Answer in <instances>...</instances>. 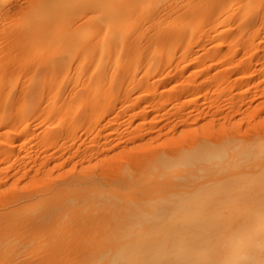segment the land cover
<instances>
[{"label":"rangeland","instance_id":"rangeland-1","mask_svg":"<svg viewBox=\"0 0 264 264\" xmlns=\"http://www.w3.org/2000/svg\"><path fill=\"white\" fill-rule=\"evenodd\" d=\"M29 1L12 0L9 1L10 4L4 2L0 6V80L3 81H0V236H12L17 238L18 240H15L19 243L35 239L38 240V246L52 245L54 240L51 238H54V235L34 229L31 222L36 217L41 219L40 221L49 220L62 230L66 223L59 218L60 212H49V209L35 213L17 212L27 205L26 203L41 201L45 204L42 203L43 206L49 207V202L54 203L57 199L55 202L62 205L60 201L64 200V191L67 189V193L71 192L66 193V197L79 195L77 206L67 212L72 215V223L77 224L80 222L78 216L85 217L88 212L94 210L92 201L96 202V199L86 196L89 192L97 194L99 190L123 197L129 195L131 190L140 192L152 186L159 188L162 186V180H156L155 185L151 181L153 175L161 174L163 168L160 169V165L157 172L149 169V165L161 162L153 160L156 156L166 154L173 157L178 152H183L184 148L190 151L198 148L194 151L197 155L202 154L200 151L209 155L211 149L210 152L204 151L205 143L210 145L215 142L216 145L223 146V150L218 149L219 153L223 154H217L219 163L224 162L229 155H234L231 163L235 166L234 173L238 178L242 172L240 169L248 166L249 182L254 183L255 178L257 182H261L260 177L264 176L260 170L264 164V18H258L261 15V12L258 14L259 10L252 11L251 17L241 20L234 14L240 9L242 11V8L230 12L231 14L222 13L220 18V15L217 19L214 17L216 21L214 18H207L205 14L202 15L197 33L191 23L189 40L185 43L186 46L182 44L181 51H185L183 56L179 51L180 43L174 44L173 49L167 52L169 56L163 52L153 53L152 57H143V53V56L134 61L135 70L128 72L133 73L130 74V79L122 75V71L114 62L112 70L105 67L103 71L106 78L109 77L107 80L105 78V83L110 80V85L100 83L101 88L99 86L98 90L104 91H98L99 96L87 97L88 92H85V89L91 77L94 80L98 75H102L93 74L91 71L86 73L89 71L86 66H90V62H77L78 56L71 55V49H53L46 51V54L43 51L44 53L36 52V55H33L34 45H28L21 40V28L24 25L20 21L22 14H26L30 8L29 3H26ZM168 1L164 0L161 6L159 4L156 7V11L168 9L167 14L164 11L161 13H165L167 17L169 14L168 18L165 17L167 20L161 17L163 22L167 23L173 18L171 11L180 2L170 0L169 4ZM260 11L263 12V9ZM228 14L237 16L240 23L232 16L231 20L226 19ZM147 15L145 21L142 20L146 24L152 16ZM83 16H77L72 26L74 23L75 27L83 25ZM142 21L139 24H142ZM16 23L22 26L18 27ZM141 24L140 27L144 23ZM146 24L144 27H147ZM12 27L14 30L10 29ZM134 27H125L129 31L128 35ZM144 27L142 26V29ZM148 28L150 31L149 26ZM142 29V35L137 41L143 36L148 37V34L145 35L148 32ZM167 30L172 34L177 28ZM132 32L134 33V30ZM28 51L29 54L34 52L33 56L29 55ZM147 59L151 61H146ZM145 64L148 66L146 69L142 68ZM115 71L116 73H113ZM86 74L88 79H85ZM59 105L61 111L58 110ZM94 111L97 116L93 122H89V116ZM20 124H26L24 132L18 130ZM222 139L231 143L223 141L222 144ZM192 156L191 160L193 157L198 158L196 155ZM260 157L261 159H258ZM255 164H258L256 169ZM178 169L172 168L169 172H176ZM259 171L263 176H260V173L259 177L257 176ZM255 174L258 179L253 176ZM255 184H251L250 191L258 190L257 192L264 193V183ZM260 189H263L262 192ZM83 199H86L85 202ZM98 201L100 204L103 199ZM41 238L49 244H42ZM5 249L3 251L0 247V264H5V257L11 255V248L7 246Z\"/></svg>","mask_w":264,"mask_h":264},{"label":"bare ground","instance_id":"bare-ground-1","mask_svg":"<svg viewBox=\"0 0 264 264\" xmlns=\"http://www.w3.org/2000/svg\"><path fill=\"white\" fill-rule=\"evenodd\" d=\"M9 1L12 0H0V6L4 2ZM163 1L164 0H31L26 2L27 4L29 3L30 8L27 13H23L21 17L20 22H22L24 26L21 28L22 35L20 37L22 38L21 40L27 42L28 45H34V49L32 50L35 54H33V52L30 53L31 55H36V52H45L46 54V51L50 52L53 49L59 51L71 49V55L78 56L77 62L79 61L80 64H83L84 61L90 62V66H86L89 70H87L88 72L85 71L86 73H90L91 71L93 74L97 75L101 73L103 75L105 67L106 69L109 68L112 70L114 66L113 63L116 62L119 69L122 71V75L129 77L130 74L132 75L133 73L128 72H131V69L135 70V68H133L135 67L134 61L144 54L143 57L149 55L152 57L153 53L161 54L166 52L167 54V52L173 49L174 44L180 43V50L179 48L178 50L183 56V52L185 53V51L182 52L181 50H183V46L189 40L192 27L191 23H193V28L197 30V33L200 29L199 19L204 14L207 15V18L213 19L216 17L217 19L219 15V18L221 17L222 13L227 14L242 8V11L240 9V11L234 14L238 15L239 19L236 18L237 16L230 15L231 13L228 14V16L226 15V19L232 16L235 21L238 22V20L249 17L254 10H259V15V12H261V18L259 16V19L264 18L262 17L264 16V0H179L180 2L177 3L179 4L178 6L174 4L176 6L174 10L168 7L169 10H172H170L172 13L170 11L168 12L173 15V18L170 21L168 20L169 22L167 23V21L163 22L166 19L165 17H167L165 13L161 15L164 10L156 11L157 5L160 4L161 6ZM168 2L170 4V0ZM10 3L11 2H9V4ZM163 8L165 7L163 6ZM24 9L26 8L24 7ZM261 9H263V12L260 11ZM19 11L21 12L22 10ZM148 13L152 16L150 15L151 18H148L146 21L148 22L150 20L147 25L144 21ZM80 15H84L83 18H85V20H83V18H81V20L85 23L83 25L78 24L80 27H78L77 24V27H75V23L72 26L74 19ZM150 16L147 15V17ZM161 17L165 19L163 20ZM143 19L144 21H142ZM216 19L214 18L215 21ZM141 21L142 24H146L147 27H144V24H140L144 28H148L149 26L150 31L149 28H143V30L142 26L140 27L139 22ZM16 25H18V27L22 26L18 23H16ZM216 25L218 28L217 22ZM126 26H137V28L134 27V29H132L135 34L131 31L129 35H132L129 36V31L125 28ZM236 26H238V24ZM13 27L10 29H13ZM173 27L177 28V30L171 34L167 29ZM135 28L138 29L139 32L138 30L136 31ZM210 28L211 27H209V29ZM16 29H18L17 26ZM141 29L144 32H148L145 33V35L148 34V37L143 36L141 39L144 40V42L146 41V45L144 42L142 43L141 40L137 41V38L142 35L140 33ZM10 34L12 35L14 33ZM15 34H17V32ZM233 36L234 34L231 37ZM144 37L147 39L145 40ZM229 41L231 42V40ZM14 43V45H16V42ZM21 45L18 46V48H20ZM92 46L94 47L90 48ZM178 50L176 49L177 52ZM30 52L32 51L30 50ZM167 55L169 56V54ZM151 57L150 59H152ZM150 59L146 61H151ZM144 62L142 61V64H144ZM138 63L136 62V64ZM109 64H111V66H109ZM33 65L35 64L33 63ZM153 65L154 63L152 62V67ZM194 65H196V61ZM140 66L141 64L139 67ZM146 66L147 64L142 68L146 69ZM79 67H81V65H79ZM113 73H116V71ZM127 73L129 74L128 76ZM86 75L87 78L85 79H88V74ZM102 75H98L94 80H92L93 77H91V80L86 86L87 89H85V92L86 90L88 92L87 97L99 96L98 91H102V89L98 90L100 83H105L106 78L105 73L103 76ZM108 75H110V70ZM112 75L111 72V76ZM113 76L112 78L114 80ZM130 77L128 79H130ZM108 78L109 77H107L106 80ZM85 79L83 81L84 83ZM128 79L126 80L127 82ZM0 81L1 83L3 82L2 80ZM109 81L110 80L105 83V86L107 83L109 84ZM126 81L125 86L123 85L124 87H126ZM69 86H71V84ZM58 91L60 92V90ZM108 92L107 95H109ZM78 103L75 104L78 105ZM58 110L61 111L60 105ZM96 111L89 116V122L95 120L94 118L97 116ZM55 115H57V112ZM19 126L18 130L20 132H24L27 128H25L26 124H22V126L20 124ZM225 139L221 141H227ZM221 141L219 143H221ZM224 142L222 144H224ZM227 142L231 143L230 141ZM208 143H210V141H208ZM206 144L207 143H205L206 148L204 151L210 152L209 149H211L212 153L210 152L211 154L209 153V155L203 151H200L202 153L200 156L199 154L197 155V152L195 153L194 151L198 150V148L195 149L194 147L195 150H191L192 153L190 150H185L186 148H181L183 152L181 151L182 153L180 152V154H178V152L176 156L173 157L167 156L166 154L164 156H156L153 160L161 162L149 165V169L152 172H157L160 165L159 168H163L161 174L157 176L152 174L154 177L151 182H153L154 185L156 180H162V186L159 188L152 186L150 189L140 192L131 190L129 195H123V197L116 193L115 195L108 192L102 193L99 190L97 194L96 192H89L86 196L89 195L90 199H96V202H94L95 200H90L93 202V204H91L94 210L90 213L88 212L85 217L78 216L80 222L77 224H73L72 215L70 216L67 212L77 206L76 201L79 195L77 197L76 195L75 197L73 196L74 198L71 196L66 197L65 194L67 193V189L64 191V200L61 199L60 201L62 205L55 202L57 199L54 203L49 202V207L43 206L44 203L41 201H33L29 204L26 203L27 205L23 206L21 210L17 212L27 211L35 213L44 211L45 209H49V212L53 210V212L57 214L60 212L59 218L66 223L63 225L65 227H62V230H60L59 227L49 220L40 221L41 219L37 217L32 220L31 223L34 229L54 235V238H51L54 240V243L46 247L40 244V246H38V240L35 239H28L19 243L15 240L17 238L1 235L0 247L2 250H6L5 247L7 246L11 248V252H9L11 255L4 259L5 264H239L240 258L245 255L254 258L256 264H264V193L257 192L258 190L254 192L250 191V187H252L251 184L256 183L255 185H260L264 183V179L262 180L264 177V170H262L264 164L260 169L263 173L261 171L258 173L256 172L257 176L260 172L263 174L261 175L260 173V176H263L260 177L261 182L259 183V180L257 182L255 178L254 183H252L253 181H250V183L248 166H244L242 170L240 169L242 172L238 171L240 172L238 178L234 173L235 166L231 163V158L234 155H229L224 162L219 163V155L222 153H219L220 151H218V149L220 148L223 150V146H219V144L216 145L215 142L210 143V145ZM215 151H217V153ZM193 153H195L193 156L196 155L198 158L195 159V157L192 156ZM214 153L216 155H214ZM260 153H262V151ZM217 154L219 155L217 156ZM191 156L194 158H192V160L197 163L192 164L193 161L190 158ZM258 159H261V157ZM257 166L258 164L255 166V169ZM177 167L179 169L176 170V172H169L172 168ZM253 176L257 177L256 174ZM150 184L152 185V183ZM260 190L262 192L263 189ZM70 192L68 193L70 194ZM73 199H75V201ZM86 199H83L84 202ZM99 199L101 201L103 199L100 204L98 201ZM83 200L81 201L82 203ZM86 208H88V206H86ZM63 211H66V213ZM81 213H83L82 209ZM73 215L75 216L76 214ZM45 241H43L42 244H49Z\"/></svg>","mask_w":264,"mask_h":264},{"label":"clouds","instance_id":"clouds-1","mask_svg":"<svg viewBox=\"0 0 264 264\" xmlns=\"http://www.w3.org/2000/svg\"><path fill=\"white\" fill-rule=\"evenodd\" d=\"M239 264H256V260L252 257L245 255L240 258Z\"/></svg>","mask_w":264,"mask_h":264}]
</instances>
